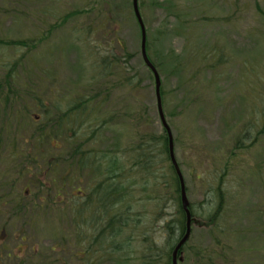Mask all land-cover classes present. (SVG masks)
Returning <instances> with one entry per match:
<instances>
[{"label": "rangeland", "instance_id": "1", "mask_svg": "<svg viewBox=\"0 0 264 264\" xmlns=\"http://www.w3.org/2000/svg\"><path fill=\"white\" fill-rule=\"evenodd\" d=\"M87 2L0 0V81L9 72L19 98L11 100L10 107L0 92V108L7 109L9 120H3L0 130V187L12 183L13 176L7 171L13 168L8 154L13 133L17 146L26 148V133L21 129L24 122L15 130L13 114L27 117L26 128L30 130L29 121L39 118L21 108L27 103L29 90L49 93L54 82L59 92L53 97L60 101L67 98L65 91L87 75L89 62L85 59L83 67L80 65L88 43L97 46L100 54L111 50L119 53L117 42L126 46L132 56L131 73L140 74L145 86L143 102L152 115L155 112V90L142 68L141 34L130 16L121 18L118 28L100 21L99 10L97 27L88 35L89 19L81 15L52 30L66 13L86 12ZM139 12L150 45L147 54L159 68L166 92L164 113L176 140L175 156L187 201L201 222H206L220 204V214L209 226H192L186 256L200 252L201 261L207 262L206 256H211L212 264H264V0H142ZM8 42H25L26 46L6 45ZM124 99L122 90L114 91L110 110L122 116L130 104ZM103 137L104 148L113 139L109 132ZM32 167L29 174L13 181L15 188L4 196L7 210L21 192L32 191L28 178L35 179L36 166ZM84 182L79 179L80 187L63 193L66 204H72V195L84 192ZM136 189L133 212L140 222L139 233H132L136 227L130 224L128 232L113 243L86 234L90 254L85 263L141 264L146 253L143 232L147 230L149 244L155 241L162 249L158 264H166L164 216L159 218L153 202ZM39 221L34 239L33 233L30 237L28 233L22 248L13 250L15 244L10 245L13 253L24 250L30 255L35 242L39 251L57 243L51 238L57 223ZM49 259L47 264L61 263L55 253ZM70 264H76L75 258Z\"/></svg>", "mask_w": 264, "mask_h": 264}, {"label": "trees", "instance_id": "2", "mask_svg": "<svg viewBox=\"0 0 264 264\" xmlns=\"http://www.w3.org/2000/svg\"><path fill=\"white\" fill-rule=\"evenodd\" d=\"M87 1L86 12L80 10L66 13L59 22L53 24L52 30L81 15L89 19L86 31L88 35L97 27L99 10L102 13L100 21L111 22L114 27L119 28L118 22L121 18L130 16L139 30L131 0H108L107 3L103 0ZM137 1L140 11L142 0ZM5 44L26 46L25 42ZM116 46L119 53L111 50L103 54L96 50L97 46H91L89 43L85 46L86 53L80 66L83 67L85 59L89 62L87 75L80 76L70 91H65L69 94L67 98L60 101L59 98L53 97L59 92L57 84L53 82L49 93L39 92V89L33 92L29 90L26 93L27 103L21 104L23 111L26 109L32 116L37 113L39 119L29 121V127L32 128L29 135L30 145L22 151V155H25L23 159L19 157L23 161H19L17 157L21 151L17 146L19 142L15 139L16 133L12 134V149L8 154L17 163L11 173L12 183L9 187L3 183L0 187L1 193L7 196L11 191L9 189L15 188L13 181L25 173L29 174L32 166H36L35 179L28 178V187H32V191L21 192L17 202L13 199L12 209L17 213L21 212L24 224L27 225H36L40 222L39 219L57 223L53 230L55 234H52L51 238L58 240L56 244L59 247L54 252L51 245L49 249L40 251L39 257L31 252L25 264H47L53 253L60 258V264H70L75 255L68 249L70 243L65 240L68 237L75 236L77 245H81V238L91 233L96 234L98 240L113 243L115 238L128 232L130 224L136 227L131 229V232L138 230L139 233L140 222L133 212V194L136 187L139 192L137 189L135 192L153 202L159 218L164 216L163 237H166L165 245L168 248L166 264L172 263L171 253L184 234L186 215L182 209L180 180L169 156V137L160 122L156 106L152 115L149 106L143 102L145 86L139 77L140 74L131 73L132 56L123 43L117 42ZM145 46L146 52L149 51L148 39ZM147 56L159 73L160 70L149 53ZM142 68L154 88L152 72L143 61ZM6 74L0 81V92H4V102L11 107V100L14 101L18 97L13 89V77L9 72ZM38 81L42 82L41 79ZM53 85L56 89H53ZM117 89L124 92L125 103H130L122 116L110 110L111 96ZM160 90L164 113L166 92L162 85ZM64 103L65 107L61 108ZM1 111L0 108V130L3 120L7 123L9 121L7 109L2 113ZM164 116L166 119V113ZM14 119L15 130L18 129V124L23 122L21 129L28 127L29 119L23 114H17ZM168 125L170 127V124ZM107 132L111 134L113 141L103 148V141L106 139L103 136ZM175 141L173 138V146ZM25 143L24 141L23 145ZM1 144L2 142L0 146ZM30 149L31 157L28 153ZM176 161L180 169L177 157ZM82 178L85 180L83 190L87 195L85 202L79 203L75 200L67 205L63 193L80 187L79 179ZM165 210H168V213ZM219 210L220 204L206 222H201L189 206L191 225L201 226L206 223L205 225L209 226L215 216L220 214ZM31 232L37 231L32 228ZM146 234L147 230L143 232L146 253L141 264H158L162 249L155 241L149 244L150 239ZM187 243L180 250L183 261L177 264H212L211 256H206L207 262H202L200 252H192L187 257ZM33 247L35 249L34 245ZM85 252V259L81 260L84 263L90 254L89 251ZM36 258L39 260L35 261Z\"/></svg>", "mask_w": 264, "mask_h": 264}, {"label": "flooded vegetation", "instance_id": "3", "mask_svg": "<svg viewBox=\"0 0 264 264\" xmlns=\"http://www.w3.org/2000/svg\"><path fill=\"white\" fill-rule=\"evenodd\" d=\"M23 132H25V139L24 141L26 142L24 145L25 147L30 145V141H29V135L31 130L29 129H25L23 128ZM21 154H19L17 157H21L23 159V157L25 155H22L24 153H22V149L19 147ZM30 157L32 156V152H30V150L28 151ZM19 161H23V160ZM10 162H11V167H14V165H16L11 157H10ZM13 163V164H12ZM13 169V168H12ZM12 169L7 171L9 176H12ZM0 192H1V188H0ZM84 192L79 191L77 192V196H73V201H78L79 203H83L85 202L86 199V195L83 194ZM72 201V202H73ZM15 202H17V199L15 200ZM71 203H68L67 205H70ZM6 206V200L4 199L3 195H0V264H25V260L29 257V254L25 255V251L24 250H20L19 254L16 255L15 252L13 253V250H17L19 249L21 246L24 245L25 242V237L27 239V235L29 233V237L31 236V229H35V231L38 229V225H31L28 223L24 224L23 218H22V214L21 212H15V210L12 209L13 203L12 205L9 203L8 205V210L5 208ZM10 207V208H9ZM13 223H15L16 225L14 226ZM29 231V232H28ZM34 235V236H33ZM32 238L34 239L35 235H37V233L33 234ZM83 243L81 245H77V238L75 236L73 237H68L65 240L69 241L70 245L68 246V249L71 250V253H73L75 256V261L76 264H87L84 262H81L82 259H85L84 256L87 252L85 251H89L88 249V240H89V236L85 235L82 238ZM15 244L13 250L10 249V245ZM38 245L35 242V249L32 246L30 252L32 253H36L39 257V252L38 251ZM22 248V247H21ZM58 250L57 248V244H55L53 246V251L56 252ZM73 258V259H74ZM37 260V258H36ZM39 260V259H38ZM38 263V262H37ZM227 264H229V262H226ZM55 264H57V262H55Z\"/></svg>", "mask_w": 264, "mask_h": 264}, {"label": "water", "instance_id": "4", "mask_svg": "<svg viewBox=\"0 0 264 264\" xmlns=\"http://www.w3.org/2000/svg\"><path fill=\"white\" fill-rule=\"evenodd\" d=\"M133 4V12H135V17L136 21L139 24L140 28V34H141V57H143V60L145 64L147 65L148 68H150L152 74H153V79H155V85H154V90H155V98L157 102V113L159 115L160 121L163 124L164 128L166 129L167 135L169 137V156L171 158V161L174 165V168L176 169L178 179L180 180V191H181V203H182V209L184 214L186 215V222H185V231L184 234L182 235L183 237L179 240V242L176 244L174 247L175 249L172 252L171 255V260L172 264H177V260L182 261L183 259L177 257V253L180 251L181 247L187 242L189 239V235L191 232V214L189 213V202L187 201L186 197V191H184V182L182 180L181 172L180 169H178L176 159L174 158V146H173V135H171V131L169 129L168 124H166L165 118H164V113L162 110V101L160 100V85H161V79L159 78L158 71L152 66L150 63L148 57L146 56V50H145V40H146V34H145V27L144 23H142L141 20V15L140 12L138 11V1L137 0H132Z\"/></svg>", "mask_w": 264, "mask_h": 264}]
</instances>
